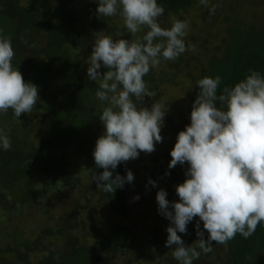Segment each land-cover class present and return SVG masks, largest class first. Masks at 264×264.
<instances>
[{"label": "clouds", "instance_id": "1", "mask_svg": "<svg viewBox=\"0 0 264 264\" xmlns=\"http://www.w3.org/2000/svg\"><path fill=\"white\" fill-rule=\"evenodd\" d=\"M200 2L207 5V0ZM215 10L214 6L211 14ZM164 12L157 0H99L100 17L120 15L133 36L147 29L136 40L95 34L87 75L90 81L99 82L95 95L107 106L99 116L105 132L97 139L93 153L96 167L104 171L95 174L93 180L105 193L134 181L131 170L114 178L112 170L138 158L141 152H154L156 144L163 142L164 106L156 101L150 109L138 107L134 98L143 101L146 96L155 97L144 77L162 59L175 61L187 50L183 38L189 23L176 20L165 29L159 23ZM14 57L11 38L0 33V114L11 109L19 118L36 108L40 96L38 87L26 82L14 67ZM102 67L107 71H100ZM220 83V76L196 82L200 91L192 105L191 123L178 133L170 153L169 169L189 165L185 172L188 178L176 186L179 201L170 202L164 189L156 196L159 213L171 222L165 246H176L172 255L179 264H193L201 252H212L213 241L226 244L237 233L247 239L264 223V77L252 70L218 95ZM217 101L227 110L217 107ZM0 147L5 151L11 148L2 129ZM149 183L156 186V181ZM195 217L203 222L209 236L205 240L198 221L197 247L186 246L178 233L187 234V226Z\"/></svg>", "mask_w": 264, "mask_h": 264}, {"label": "trees", "instance_id": "2", "mask_svg": "<svg viewBox=\"0 0 264 264\" xmlns=\"http://www.w3.org/2000/svg\"><path fill=\"white\" fill-rule=\"evenodd\" d=\"M192 2L193 0H157L165 12L173 14L186 10ZM98 6L99 0H0V33L11 38L15 52L13 65L19 68L26 82H32L38 87L40 96L31 113L16 118L9 109L7 114H0V129L11 142V148L7 151L0 147V203L5 204L9 200V193L14 200L11 206H5L6 212L12 209L14 213L22 212L20 203L28 200L33 192L29 176L35 168H40L41 175L53 177V182L60 187L64 185L69 190H80L83 170L73 171L67 160L70 151H77L76 158L85 161L96 175L104 171L96 167L93 153L100 137L99 131L105 132L99 116L107 105L96 97L99 82L89 80L88 68L80 67L77 54L86 52L89 58L91 56L93 48L87 45V31L110 36L114 40H136L141 39L147 29H142L133 36L126 29L120 15L100 17L97 13ZM209 16L204 13L203 20ZM225 43L227 48L224 57L221 60L212 57L208 67L202 72V78L221 77L218 95L226 87L232 88L244 80L252 70L264 77V30L258 34H244L233 29L230 30V41L226 40ZM175 62L177 63L168 64L169 68L176 74H181L183 70L177 66L181 63L180 57ZM100 71L105 72L107 69L102 67ZM160 73L158 67H155L144 77L148 89L154 93L158 91L160 84L173 82L172 77L161 79ZM199 91L195 82L190 95L192 104ZM134 102L139 107L140 101H135L134 98ZM216 104L227 110L226 105H220L219 101ZM191 111L192 105L184 108L178 117V126L168 132L170 139L167 153L160 159L153 157L151 164L142 166L150 191L157 194V187L167 185L168 182L173 186L169 189L166 186L170 202L179 201L176 186L188 178L185 175L189 167L187 163L178 164L172 169H169V163L178 133L191 123ZM34 120H38L39 127L46 134L38 148L29 142ZM112 171L113 178L117 173L126 176L128 162H122ZM95 174L91 176L94 177ZM149 180L156 181V186L153 187ZM58 186L54 192L56 196L60 193L57 191ZM127 187L128 183L123 189L105 193L98 189L95 182L93 190L106 198L118 219L128 220L131 211ZM2 197L4 198L1 199ZM198 221L199 217H195L188 224L187 234L178 233L186 246L197 247L194 242L199 239L196 234ZM199 222L200 230L204 231V238L207 240L209 233L203 229V222ZM167 237L159 238L154 233L152 241L147 239L160 252V257L156 255L158 259L153 264H179L172 255L176 246H165ZM138 242L133 230L116 225L100 241L87 248L76 247L74 240L72 247L63 252V255L55 254L53 246L44 248L42 254L45 259L39 264H110L117 255L127 253ZM212 246V252L206 255L201 252L200 258L194 260L193 264H264V223L258 225L256 232L247 239L237 233L226 244H216L213 241ZM25 249L28 251L33 247L25 245ZM197 250L199 251L198 248ZM7 251L24 262V257L19 256L16 249Z\"/></svg>", "mask_w": 264, "mask_h": 264}, {"label": "rangeland", "instance_id": "3", "mask_svg": "<svg viewBox=\"0 0 264 264\" xmlns=\"http://www.w3.org/2000/svg\"><path fill=\"white\" fill-rule=\"evenodd\" d=\"M214 6L215 13L211 14ZM204 13L210 15L206 20H203ZM176 20L189 23L187 34L183 38L187 50L180 55L181 63L177 65L183 71L176 74L168 64L177 62L162 59L157 66L161 72L159 77L163 80L164 77H172L173 82L160 84L155 97L146 96L140 101L139 107L149 109L153 103L159 102L164 106L166 115L161 127L163 142L156 144L154 152H141L138 158L127 161L128 170L135 175L134 181L128 183L127 187L130 218L120 220L113 214L106 198L93 190L95 181L91 175L95 174V171L85 161L76 158L77 151H70L67 160L73 171L83 170L80 190H69L64 185L60 187L58 183L53 182V177L41 175L40 168H35L29 176L33 190L32 198L20 203L22 212L14 213L13 209L12 212H6L5 206H11L14 201L10 193L9 200L5 204L0 203V262L39 264L45 259L42 254L44 248L53 246L55 254L63 255V252L72 247L73 240L76 247L87 248L100 241L116 225L133 230L139 242L127 250V253L117 255L110 264L157 262L156 255L160 257V252L155 250L154 244L149 243V240L152 241L154 233L159 238H166V229L171 222L159 213L157 194L149 190L142 166L151 164L153 157L160 159L169 150L168 132L178 126L177 120L183 109L193 105L190 100L191 89L195 82L202 78V72L208 67L211 58L221 60L224 57L227 48L225 41H230V30L236 29L244 34H258L264 30V0H207L206 6L200 0H193L187 9L180 13L164 12L159 23L161 27L169 29ZM95 34L97 32L87 31L85 36L87 45L92 48ZM77 58L81 68H88L90 58L86 52L78 53ZM37 121L34 120L32 135L29 137V142L36 148L40 147L41 139L46 137L44 129L39 127ZM99 133L102 136L104 130ZM57 186L60 193L56 196L54 192ZM166 186L168 189L173 187L168 182L167 185L158 186L157 190L167 191ZM136 196H139L138 200L135 199ZM25 245H30L33 249L27 251ZM10 249H16L19 256L24 257V262H20V258L7 251Z\"/></svg>", "mask_w": 264, "mask_h": 264}]
</instances>
